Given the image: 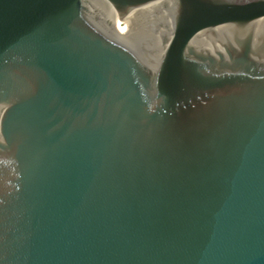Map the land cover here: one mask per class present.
I'll list each match as a JSON object with an SVG mask.
<instances>
[{"label":"water","instance_id":"95a60500","mask_svg":"<svg viewBox=\"0 0 264 264\" xmlns=\"http://www.w3.org/2000/svg\"><path fill=\"white\" fill-rule=\"evenodd\" d=\"M0 264H264V0H0Z\"/></svg>","mask_w":264,"mask_h":264}]
</instances>
